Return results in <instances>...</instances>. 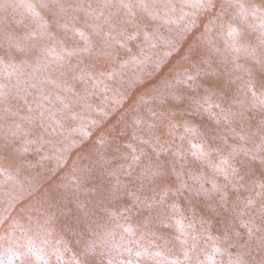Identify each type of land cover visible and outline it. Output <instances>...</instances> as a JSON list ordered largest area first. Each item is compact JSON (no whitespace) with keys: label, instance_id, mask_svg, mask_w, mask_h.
<instances>
[{"label":"rangeland","instance_id":"374dc122","mask_svg":"<svg viewBox=\"0 0 264 264\" xmlns=\"http://www.w3.org/2000/svg\"><path fill=\"white\" fill-rule=\"evenodd\" d=\"M0 264H264V0H0Z\"/></svg>","mask_w":264,"mask_h":264}]
</instances>
